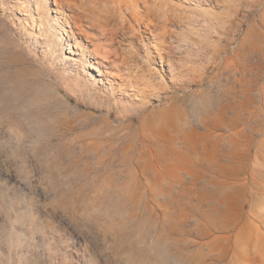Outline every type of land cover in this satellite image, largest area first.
I'll use <instances>...</instances> for the list:
<instances>
[{"label": "rangeland", "instance_id": "1", "mask_svg": "<svg viewBox=\"0 0 264 264\" xmlns=\"http://www.w3.org/2000/svg\"><path fill=\"white\" fill-rule=\"evenodd\" d=\"M16 1L0 0V264H264V0H148L170 68L143 7L136 23L89 0V35L116 31L101 73L68 31L45 58L52 0L29 2L35 25Z\"/></svg>", "mask_w": 264, "mask_h": 264}, {"label": "bare ground", "instance_id": "2", "mask_svg": "<svg viewBox=\"0 0 264 264\" xmlns=\"http://www.w3.org/2000/svg\"><path fill=\"white\" fill-rule=\"evenodd\" d=\"M42 1H46V0H17L15 4L17 8L21 9V12L23 15L25 16L29 15L31 24L35 25V24H38V21H40L43 16L37 13L38 14L37 18H35L34 15H31L30 12L32 10H31V7L28 8V5H29V2L36 3L35 10H38L37 5H40ZM88 1L89 0H52L53 14L51 15V18H49L48 13H46L45 15L46 20L44 23L45 25L42 31V35L45 36L46 33L48 35V37L44 39V42H45V48H44L45 56L44 57L45 58L47 57L49 59V57L51 56L50 59L54 60V55H56L57 44L52 38H50V36L51 37L55 36L57 37V40H59L60 38H62L63 31H68L66 41L69 42L72 40V42L74 43L73 47L78 46L81 49V52H80L81 55H80V61H79L81 67H83L85 62L87 63L90 62L89 59L91 58V59H94L95 63L97 64L95 68L94 67H91V68H94L95 71H98L99 73H101V70L99 67L105 66V64H108V65H111L112 67L117 68L115 62L116 60L119 59V56L116 54V50L113 49L116 31H114L115 29L113 27H108L111 22L110 19L108 17H102L100 18V23L102 24V27H108V28L100 29V30L98 29V32H97V28L94 26V24H92L94 31H96L99 34H93L94 32H92L93 35L92 34L89 35L90 28L87 29L85 28V25H84L89 15L87 8L84 7L88 5L87 4ZM146 2H148V0H114V7L118 9L120 13L122 14H124L126 10L127 11L129 10L131 12L130 14H128L130 21H133L136 23L139 21V17H138L139 8L140 6L143 7L142 9L144 10L145 12L144 14L146 16L145 19L148 20L145 26L147 27L149 33L154 38L153 39L154 41L151 43V46L155 49L157 58H159V63L160 64L163 63L164 65L168 66V68H170L172 67V63L170 62V58L168 57L167 45L164 39L166 36L164 34V31H162L164 22L157 21L156 23H154L153 20L155 16L153 19L151 18L153 17L152 11L146 5L147 4ZM61 18L63 21L62 25L60 23ZM130 21H128L127 23L128 26H129V23H132ZM77 36L82 37L85 43L81 44L78 42L77 44V41H79ZM29 42L31 41L29 40ZM33 42L37 44L38 41L36 37L34 38ZM88 44L91 45L90 49L88 47ZM10 46L11 45L9 42L5 44V47H10ZM85 54H88L87 59H85ZM144 58H146L147 60H152V56L150 54H146L145 56L142 57V59ZM111 72L112 74L114 73V71H111ZM124 78H126L127 81L131 80L128 74L125 76H122V79ZM90 80L92 82L93 80H95V77L91 76ZM149 83H150L149 81L140 82V84L143 85V87L140 89L141 92L143 93L146 92L144 87L149 86L150 85ZM120 85L121 84H118V86ZM129 90H134L132 85L130 86ZM137 92L138 91L136 90L135 94H137Z\"/></svg>", "mask_w": 264, "mask_h": 264}]
</instances>
